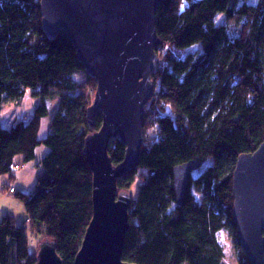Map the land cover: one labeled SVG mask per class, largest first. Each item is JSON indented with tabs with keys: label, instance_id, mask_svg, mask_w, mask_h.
Instances as JSON below:
<instances>
[{
	"label": "trees",
	"instance_id": "trees-1",
	"mask_svg": "<svg viewBox=\"0 0 264 264\" xmlns=\"http://www.w3.org/2000/svg\"><path fill=\"white\" fill-rule=\"evenodd\" d=\"M42 20L41 0H0V176L15 180L19 156L31 161L38 147L49 148L34 191L15 193L31 225L19 226L10 214L0 221V264H36L31 235L40 243L55 240L63 264H75L93 217V172L84 147L86 136L103 122L99 114L92 128L87 116L97 82L67 35L48 36ZM156 22L161 43L141 157L118 181L119 191H125L145 171L130 209L123 259L225 264L218 233L227 229L238 263L252 264L233 217V174L240 155L264 142V0H163ZM195 45L199 51L187 52ZM29 90L40 98L31 119L4 126V102ZM56 96L52 131L41 138L47 99ZM125 150L120 140L113 141L109 153L115 165ZM191 160L210 163L191 179L178 204L174 168Z\"/></svg>",
	"mask_w": 264,
	"mask_h": 264
},
{
	"label": "water",
	"instance_id": "water-1",
	"mask_svg": "<svg viewBox=\"0 0 264 264\" xmlns=\"http://www.w3.org/2000/svg\"><path fill=\"white\" fill-rule=\"evenodd\" d=\"M163 0H41L43 29L50 37L64 32L86 73L97 82L87 109L90 127L84 153L93 172V217L75 264H136L123 259L131 226L133 197L119 191L118 181L139 165L146 105L155 92L152 80L161 39L156 12ZM125 146L115 165L113 141ZM191 160L174 168V187L182 204L193 172ZM233 217L242 247L252 264H264V142L238 158L233 174ZM36 264H63L55 240L40 244Z\"/></svg>",
	"mask_w": 264,
	"mask_h": 264
},
{
	"label": "rangeland",
	"instance_id": "rangeland-1",
	"mask_svg": "<svg viewBox=\"0 0 264 264\" xmlns=\"http://www.w3.org/2000/svg\"><path fill=\"white\" fill-rule=\"evenodd\" d=\"M257 1L258 0H249L250 3H256ZM222 16L223 15H220V18ZM188 51H199V46L195 45L188 49L187 52ZM76 77L80 79L82 74L78 73ZM59 103V96L47 99L49 113L46 117H44L41 125V138H45L51 133V123L59 108ZM39 104L40 98L33 97L31 95V90H29L25 96L20 97L12 102L5 101L3 105V111L1 113L2 124L6 127H9L12 125V123L18 120H23L25 122L29 121ZM147 135L150 137L154 136V131H149ZM48 151L49 148L43 144L38 147L35 159L27 161L23 156H19L17 158L18 165L13 169V174L16 176L15 180L11 181L9 174L0 176V221L5 215L10 214L15 217L19 226L29 227L31 225L24 203L15 193H10L9 189L11 186L19 187V191L23 194H30L32 191H34L37 178L43 170L42 160ZM209 163L210 161L203 163L198 170L193 172V177H197L200 173H202L208 167ZM141 172L145 171L140 170L139 174L135 176L134 182L131 183L130 189H125V191L133 198L138 196L139 185L142 184V179L140 176ZM18 179L20 180V185H18ZM32 237L33 236L31 235V250L32 252L36 253V251H39L40 249V237ZM218 239L224 248L225 264H239L237 247L231 233L227 229L220 230L218 233Z\"/></svg>",
	"mask_w": 264,
	"mask_h": 264
},
{
	"label": "built area",
	"instance_id": "built-area-1",
	"mask_svg": "<svg viewBox=\"0 0 264 264\" xmlns=\"http://www.w3.org/2000/svg\"><path fill=\"white\" fill-rule=\"evenodd\" d=\"M9 192L10 193H16L17 192V189L15 186H11L10 189H9Z\"/></svg>",
	"mask_w": 264,
	"mask_h": 264
},
{
	"label": "crops",
	"instance_id": "crops-1",
	"mask_svg": "<svg viewBox=\"0 0 264 264\" xmlns=\"http://www.w3.org/2000/svg\"><path fill=\"white\" fill-rule=\"evenodd\" d=\"M36 152H37V151H36ZM18 181H19V182H18V185H20V184H19V183H20V180L18 179ZM18 188H19V187H16L17 192H20Z\"/></svg>",
	"mask_w": 264,
	"mask_h": 264
}]
</instances>
